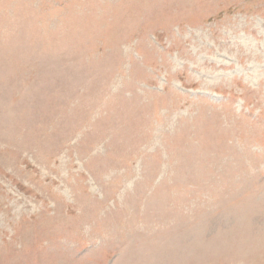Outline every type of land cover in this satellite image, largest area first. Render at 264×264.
Segmentation results:
<instances>
[{
    "label": "rangeland",
    "instance_id": "obj_1",
    "mask_svg": "<svg viewBox=\"0 0 264 264\" xmlns=\"http://www.w3.org/2000/svg\"><path fill=\"white\" fill-rule=\"evenodd\" d=\"M0 264H264V0H0Z\"/></svg>",
    "mask_w": 264,
    "mask_h": 264
}]
</instances>
